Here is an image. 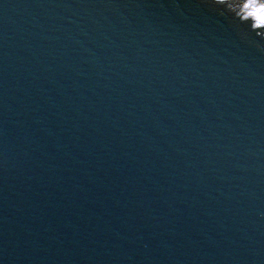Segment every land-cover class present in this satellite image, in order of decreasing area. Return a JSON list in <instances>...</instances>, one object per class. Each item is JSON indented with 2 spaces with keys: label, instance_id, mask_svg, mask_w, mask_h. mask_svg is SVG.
<instances>
[{
  "label": "water",
  "instance_id": "water-1",
  "mask_svg": "<svg viewBox=\"0 0 264 264\" xmlns=\"http://www.w3.org/2000/svg\"><path fill=\"white\" fill-rule=\"evenodd\" d=\"M264 0H0V264H264Z\"/></svg>",
  "mask_w": 264,
  "mask_h": 264
},
{
  "label": "snow or ice",
  "instance_id": "snow-or-ice-1",
  "mask_svg": "<svg viewBox=\"0 0 264 264\" xmlns=\"http://www.w3.org/2000/svg\"><path fill=\"white\" fill-rule=\"evenodd\" d=\"M244 7L252 8L253 12L250 13V15H255L256 18L261 22L262 25H264V4L256 5L253 2L246 3Z\"/></svg>",
  "mask_w": 264,
  "mask_h": 264
}]
</instances>
